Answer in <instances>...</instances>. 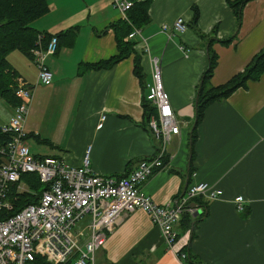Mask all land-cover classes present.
<instances>
[{
    "label": "crops",
    "instance_id": "1",
    "mask_svg": "<svg viewBox=\"0 0 264 264\" xmlns=\"http://www.w3.org/2000/svg\"><path fill=\"white\" fill-rule=\"evenodd\" d=\"M194 6L199 15L191 26ZM178 17L187 25L184 31L172 25ZM121 18L114 0H50L47 12L31 22L43 33H73L62 35L56 53L45 60L53 75L48 85L36 83L30 58L19 51L7 55L18 76L33 86L31 107L43 119L56 121L45 128L36 116L29 124L27 118L28 139L49 140L45 151L72 166L87 156L94 172L116 177L163 149L164 168L141 184L155 202H180L188 186L199 182L222 191L218 198L201 197L206 207L194 208L201 214L186 212L194 218L190 227L182 218L174 225L175 250L186 252V261L195 264H264V73L207 106L196 128L192 162L189 157L196 86L207 66L208 46L218 56L211 78L217 86L263 48L264 0L247 1L239 18L226 0H152L140 35L125 37L136 42L128 57L110 68L77 74L80 63L117 53L111 25ZM135 56L140 58V77L133 72ZM154 58L180 122L179 132L166 141L156 136L143 114ZM6 107L0 124L12 113L13 106ZM239 195L242 209L234 202ZM175 252L166 248L159 227L136 209L122 214L95 251L94 264H180Z\"/></svg>",
    "mask_w": 264,
    "mask_h": 264
},
{
    "label": "built area",
    "instance_id": "2",
    "mask_svg": "<svg viewBox=\"0 0 264 264\" xmlns=\"http://www.w3.org/2000/svg\"><path fill=\"white\" fill-rule=\"evenodd\" d=\"M114 5L125 17L132 2L114 0ZM172 25L179 31L187 28L181 17ZM136 35H140L139 28H134L127 38ZM44 37L43 32L38 34L30 59L37 69L36 83L48 85L53 75L45 60L56 53L58 38L50 34L45 41ZM152 77L146 98L154 104L156 114L149 118V126L158 138L166 141L179 132L180 122L163 89L157 58L153 59ZM15 96L17 104L8 120L0 124V264H32L36 255L51 264H64L72 257V264H94L95 251L105 244L107 234L122 214L136 209L144 211L159 227L166 248L176 251L180 264H195L186 261V252L175 250L174 225L184 213L194 211L189 206L194 198H218L220 189L199 182L188 186L180 202H155L141 184L164 168L163 149L151 158L139 160L129 174L119 177L94 172L87 156L80 165L72 166L63 157L35 155L30 151L29 132L25 128L33 86L18 77ZM24 173L36 174L46 188L38 193L30 186L31 180H22ZM22 193L38 196L37 202L14 211ZM234 202L237 209H242V196H236ZM85 218L88 220L79 226Z\"/></svg>",
    "mask_w": 264,
    "mask_h": 264
},
{
    "label": "trees",
    "instance_id": "3",
    "mask_svg": "<svg viewBox=\"0 0 264 264\" xmlns=\"http://www.w3.org/2000/svg\"><path fill=\"white\" fill-rule=\"evenodd\" d=\"M50 0H0V98L10 106L17 104L18 99L15 96L16 79L19 77L17 71L9 63L7 55L12 51H19L28 58L31 57L30 50L35 47L37 36L40 31H37L31 26V22L40 17L48 10ZM132 2L131 7L126 10L125 17L118 19L111 25L116 43L117 53L109 56L106 59L99 60L93 63H80L78 65L77 74H83L88 70L107 69L128 57L135 49L136 42L132 39L125 40V37L132 32L134 28H140L148 21V8L152 0H129ZM249 0H226L228 5L235 12L237 17H240L242 6ZM198 10L193 7V15L190 25L195 26L198 19ZM73 33L72 30H67L64 33L56 34L58 38L57 49L61 44L60 37L65 34ZM45 34V41L50 36ZM202 35V34H200ZM226 42V41H224ZM208 49L207 66L201 76L199 83L196 86L195 98V118L196 124L191 132V162L194 157L193 144L196 138V128L202 119L204 110L213 102L225 99L233 91L239 87L245 86L249 80H257L264 73V46L255 53L248 64L239 72L232 75L223 84L213 86L211 78L214 68L217 64V54L211 49V43ZM133 72L138 77L141 76L140 58L135 56L133 59ZM143 114L145 120L149 123V118L155 113V106L151 105L150 101L145 97L143 103ZM29 137V136H28ZM37 140L41 143L50 144L51 142L45 138ZM22 180L30 181V186L38 193L45 189V185L41 183L36 174L24 173L21 175ZM38 196L30 193H22L19 197V202L16 203L14 211H17L27 203L37 202ZM192 201L206 207V203L201 197H196ZM184 226L190 227L194 218L191 214L184 213L182 217ZM74 259H69L64 264H72ZM32 264H51L45 260L43 256L36 255Z\"/></svg>",
    "mask_w": 264,
    "mask_h": 264
},
{
    "label": "rangeland",
    "instance_id": "4",
    "mask_svg": "<svg viewBox=\"0 0 264 264\" xmlns=\"http://www.w3.org/2000/svg\"><path fill=\"white\" fill-rule=\"evenodd\" d=\"M14 54H18L19 55V53H17V51H14ZM34 97H35V93H34L33 98ZM34 108H35V105H33L32 107L30 105V108H29L30 111L28 113L29 116L27 115L28 116L27 117L28 118V122H27L28 124L34 119L35 116H36L35 117V121H37L40 124L41 127L49 128L51 123H55L56 122V121H53V120L43 119L41 117V115H39L37 113V110H35ZM6 110H7L6 103H5V101L3 99L0 98V120H4L6 118V116H7L6 115ZM27 142H28V145H29L31 153L39 154V155H42V154L50 155V153L45 151V147H44L45 143L35 142L31 138L28 139ZM47 148H49V147H47Z\"/></svg>",
    "mask_w": 264,
    "mask_h": 264
},
{
    "label": "water",
    "instance_id": "5",
    "mask_svg": "<svg viewBox=\"0 0 264 264\" xmlns=\"http://www.w3.org/2000/svg\"><path fill=\"white\" fill-rule=\"evenodd\" d=\"M187 119H189V118H187ZM195 124H196V118H194V121H193V124H192L191 131H192V129L195 127ZM189 157H191L190 154H189ZM189 206L192 207V208H195V207H197V203H196L195 201H192V202L189 203ZM200 211H201V210L198 208V209H196V210L192 213V215H193V216H196V215H198V214L200 213Z\"/></svg>",
    "mask_w": 264,
    "mask_h": 264
},
{
    "label": "bare ground",
    "instance_id": "6",
    "mask_svg": "<svg viewBox=\"0 0 264 264\" xmlns=\"http://www.w3.org/2000/svg\"><path fill=\"white\" fill-rule=\"evenodd\" d=\"M201 214V213H200Z\"/></svg>",
    "mask_w": 264,
    "mask_h": 264
}]
</instances>
